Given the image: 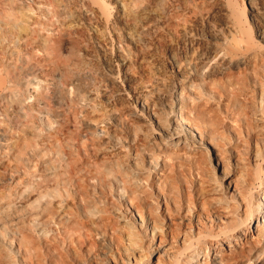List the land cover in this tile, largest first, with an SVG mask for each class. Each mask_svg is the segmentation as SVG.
<instances>
[{"label":"bare ground","instance_id":"bare-ground-1","mask_svg":"<svg viewBox=\"0 0 264 264\" xmlns=\"http://www.w3.org/2000/svg\"><path fill=\"white\" fill-rule=\"evenodd\" d=\"M101 60L108 65L107 72H100L97 68V63ZM97 76H100L99 85ZM121 76L125 84L121 82ZM65 88H72L74 91V96L72 94L73 97L70 96L71 99L67 101L65 94L69 89L67 91ZM198 88L218 96L225 106L228 105V98L229 102L234 99L231 96H235L237 100L238 96L241 99L243 96L253 105L255 102L252 98L260 94L261 103L264 99V0H0V229L10 227L7 230L9 234L6 232L2 235L8 234L7 238H3L19 253L17 256L20 262L38 264L39 256H43L45 252L37 256V246L32 240L34 236L25 228L26 225H19L20 222L28 223L33 218L39 221L45 218L54 222L55 227L58 224L54 221L57 217L60 225L64 222L65 207L69 202L59 193L64 188L61 187L64 181L69 180L71 185V181L76 183L77 188L74 187L79 191L77 199L70 197L71 192L69 194L66 191L69 194L66 196L70 199L69 203L77 208L80 204L79 209L84 210L85 215V210L90 213L94 208V205L91 208V200L83 199V196L90 197L85 181L91 182L90 188L95 189L97 186L101 189L105 172L107 173L102 169L103 166L106 169L108 166L107 170L114 167L117 169L119 164H111L119 155L123 157L126 153L123 151V148L126 149L125 145L131 148L130 153L135 161L140 153L143 156L141 150L138 152L139 146L137 147L144 139L139 123L142 113L152 118L154 116L162 128V135L172 138L175 144L187 141L199 146L213 145L220 154L221 162L228 159L226 154H222L224 152L220 150L214 135L212 125L215 114L211 113V103L207 100V95L204 97ZM63 89L67 91L65 94ZM168 93L171 103L165 100ZM100 94L107 98V103L99 100ZM159 100L162 104L165 100L168 114L170 113V127L166 126L168 128L163 127L160 124L162 120L157 118L160 115V111H156ZM244 104L245 106H241L245 109L249 103ZM158 108L160 109L157 107V110ZM40 113L52 117L48 118L55 123L52 124L53 128L45 126L47 129L39 130ZM235 119L233 117V121ZM200 120L202 124L204 122L208 125H202ZM248 121L249 118L246 122ZM42 122L44 121L41 124ZM251 124L246 123L247 145L241 153L236 151L232 158L233 173L228 175L224 186L227 199L222 198L223 195L210 193L208 198L206 195L209 194L197 193V202L190 206L191 194L186 193L190 196L185 199L186 207L178 210L177 221L167 206V201L170 200L177 209L178 202L174 198L176 195H172L170 189L173 184H170V188V185L167 187L160 177V174L166 177L163 169L166 167L165 161L170 158L167 151L161 150L167 144L160 140L161 147L157 148H160L158 153L162 152L163 155L159 159L162 166L153 165V157H148L146 162L154 167L151 171L156 170L153 184L157 187L156 193L163 197L166 208L164 214L162 209L151 206L146 197H150L148 191L144 194L147 188L144 191L145 187L141 186L143 183L140 185L135 181L134 176L144 167L139 172L136 170V174L132 165L127 166V171L131 168L134 176L132 172H125V164L119 166H123L121 172H118L120 168L114 172L119 175L125 172L122 176L131 180H124L122 176L120 180L113 178L120 196H126L128 200L127 216L138 217L137 226L142 235L133 232L134 229H130L132 232L121 231L118 220L115 224L116 220H110L111 215L108 213L107 217H101V213L96 218H90L94 227L89 229L90 223L79 218V215L76 216L79 211L76 215L70 211L74 214L71 216L68 209L66 212L70 217L68 214L66 216L70 218L74 229L68 224L69 218L66 219L68 223L64 222L68 224L65 225L66 230L62 229L63 225L61 229L68 231V226L72 227L76 230L74 234L78 233L76 236H81L79 230L85 232V238L74 236L79 247L94 246H91L92 240L101 234V240L106 237L112 244H102L109 251L113 246L117 252L120 249L126 251L127 248L135 251L136 256H133L134 253L128 256V252L124 251L127 260L125 263L122 260L123 264H142L149 260L152 250L157 254L153 264H247L256 260L259 254L264 255V152L259 148ZM146 133L148 132H144V135ZM249 139L254 140V147L249 145ZM46 152L48 156H44ZM54 158L58 160L61 171ZM98 159L102 160L101 164ZM34 160H37V169L33 167L36 162ZM155 161L159 163L157 159ZM251 161L254 166L249 171L248 164ZM137 163L133 162L138 166ZM87 165H94V170L91 172L92 168L86 169ZM223 168L225 170L229 167ZM62 172L66 177H60ZM149 172L147 174L151 173ZM142 174L141 172L142 177L147 175ZM131 177L135 178L134 183ZM126 181L143 187L142 195L147 199H143L140 192L141 199L138 189H132L131 184H126ZM254 183L259 185L257 192H253L255 189L252 191ZM111 185L106 184L105 188ZM92 189L90 192L94 191ZM102 189L100 192L104 193L106 190ZM42 196L45 198L39 203L40 209L31 210L32 199H42ZM161 210L162 214L159 213ZM92 215L96 216L94 213ZM59 216L64 219L60 218L61 221ZM60 225L58 224L59 227ZM30 226L28 225V229L32 228ZM42 227L45 228L43 225ZM37 228L35 227L36 230ZM44 228H41L42 232ZM35 231H32L33 234L37 232ZM49 231L51 233V229ZM72 231H68L69 237H61V233L58 237L72 240ZM54 232L57 233L55 230ZM54 234L50 235L51 239L56 237L57 234ZM64 234L66 235L65 232ZM143 235L146 241L144 237L141 238ZM102 241L105 243L104 239ZM95 242H98L97 239ZM48 243L46 244L49 246ZM70 246L66 247L68 253L74 247ZM40 247L41 251L43 247ZM62 248L58 254L60 256L62 253L67 258ZM75 248V254L79 253L80 251L76 252L78 248ZM90 249L88 248V254L91 258L95 254L93 252L91 256L94 250ZM1 251L0 264H5V255ZM3 252L5 254V250ZM9 255L6 258H11ZM66 258L62 259L63 263L60 259L58 262L64 264ZM97 260L100 259H95L92 264H101ZM256 261V264H264V256Z\"/></svg>","mask_w":264,"mask_h":264},{"label":"rangeland","instance_id":"rangeland-1","mask_svg":"<svg viewBox=\"0 0 264 264\" xmlns=\"http://www.w3.org/2000/svg\"><path fill=\"white\" fill-rule=\"evenodd\" d=\"M101 62V63H100ZM97 68L99 69V70H101L100 72H103V70H104V72L106 71H108V65L107 64H105V62L103 61V60H101V61H99L98 63H97ZM103 68V69H102ZM98 69H97V73H99L98 72ZM106 69V70H105ZM166 71H167V66H166ZM167 73H169V68H168V71H167ZM97 75H99V74H97ZM100 77V76H99ZM98 76H97V85H99V80L100 79H98L99 78ZM121 82L123 83V84H125V81L124 80H122V76H121ZM62 86H60V88H61ZM67 91H68V89L67 88H65ZM64 91V89H63V92H64V94L67 92V91ZM71 90H72V92H71ZM198 90H199V88H198ZM202 89L200 88V93L201 92H203L202 93V95L204 96V97H206V95H207V100L208 101H210L209 103H211L210 105L212 106V108L213 109H211L212 110V112L211 113H213V114H215V115H213V117H214V120H213V122H214V124L212 125V128H214L213 130H215V133H214V135L216 136V140L219 142V147H220V150L222 149V152H224V153H222L223 155H225L226 154V157H229L228 159H224L223 160V162H221V159H220V154H218V150L213 146V145H204V146H199V145H197V144H191L190 142L189 143H187V141H183V142H181V143H177L176 142V144H175V142H172V138H170V137H167V136H163L162 135V128L160 127V125L158 124V122H157V120H156V118L153 116V118L152 117H150V115L148 116L147 114H145V113H142V115L140 116V126H142L141 127V129L143 130L142 132H143V135L142 136H144V139L146 140L147 139V141H144V139L142 138V140H143V143H141L142 142V140L139 142L140 144L138 145L137 144V147L139 148H137L138 149V152L141 150V152H142V155L143 156H141V153H140V157L142 158V160H141V158L138 156V159H139V161L141 162V163H139V161H138V159H136V161L140 164H138L137 163V165L138 166H136V165H134L133 164V162H136L135 161V158L133 159V156H132V153H130L132 150H131V148L128 146V145H125L124 147H126V149H128L127 151H126V149H124L123 148V151L124 152H126V153H129V154H126V153H124L123 154V157H122V155H119L120 157H115L117 160L115 161L114 159V162H118L119 161V163H114V162H112V164H111V166H117V164H119V166L122 164H125V165H123V166H126V170H125V172H132V170H134L133 172H136V170L139 172V170H141L142 169V167H144L143 169H145V170H141V172L143 173L142 175H145V174H147V172L148 171H150L149 173L150 174H147V175H145L146 176V178L144 179V177H142L141 175H140V173L141 172H136V174H137V176H134L135 175V173H133L132 172V176H134L135 178H132L131 177V179H133V181H132V183H134V179H135V181L136 182H138V183H140V185H141V183H143L141 186H143V187H145L144 188V191H145V189H146V191L144 192L142 189H143V187H140V185L138 186V183H136L137 184V187H136V184H134V185H132V183L130 182H127V181H131V180H129L130 178H128V180H127V178H125V177H127V176H125V177H123L122 175L123 174H125V172L122 174V175H119L118 173L115 175L114 174V172L118 169V168H120L119 166L117 167V169H116V167H110V168H113V169H110V170H107L108 169V166H107V169L103 166V168H102V166H100V168H102L104 171H107V173L105 172V177H104V182L102 183L103 185L101 186V189H102V187L104 186V190H106V191H104V193H103V191L102 192H100V190L101 189H98L97 188V186H95V189H92V188H90L91 186H90V181L89 180H87V181H85V185L88 187V189H87V193H89L88 195L90 196V197H86V196H83V199L84 198H86V199H84V200H87V201H89V200H91V208L93 207V205H94V208H92V210H91V208H90V213H91V215H90V213H88L87 212V210H85L86 211V213H85V215H84V210H82V209H79V208H81L80 207V204H79V206H78V208L76 207V206H74L72 203H69L70 202V199L68 198V196H66V195H69L70 194V192H71V194H70V197L72 196V197H76V199H77V195H79V191H78V189L76 190L75 189V187L74 186H76V188H77V185H76V183L75 182H73V181H71L73 184V187H74V190H73V187H72V185L68 182V181H64V184H63V186H62V184H61V187H64L63 189L65 190V192L67 191V192H69V194L66 192V194H65V192H64V190L63 189H60V190H62V191H60L59 190V193H61L62 194V197H64L66 200H68L69 202H68V204H67V207H65V210L67 211V209H68V213H74L75 215L77 214V212H78V214L76 215V216H78L79 218H81V219H83L84 221H88L89 223H90V225L91 226H89L88 224L89 223H87V222H85V224H87L88 226H89V229L90 228H92V227H94V224L91 222V220H90V218H96V217H98L99 216V214H101V215H103V216H101V217H105L106 216V214L108 213L109 215H111V217L109 216V219L111 220L112 219V221H114V220H116L114 223L115 224H117L118 222H119V225H120V227H119V225H118V228H121L120 230L121 231H130V232H137V234L139 235H142L141 234V232L139 233V227L137 226V224H138V217H136V215H135V217L133 216V217H128L127 216V214H126V204H128V200L126 199V196H120V192H118L117 190H116V184H115V182H114V180H113V178H119L118 180H120V176H122L123 177V179L125 178L127 181H126V184H131V186H132V189L134 188V190L136 189H138L137 190V192H138V195H139V197L141 198V196H142V198L143 199H147V198H149V201H150V204H151V206L153 207V208H159V209H162L163 210V214H164V212L166 211V208H165V203H164V201H163V197L162 196H160V194H158V193H156L157 192V187L153 184L154 183V181H155V171H154V169L151 171V169L152 168H154L153 166H152V164L153 165H157V166H162V163L159 161V159H161V157L163 156L162 155V152L161 153H158V152H160V148L158 149L157 147L158 146H160L161 145V143H160V140H163V141H165V143L167 144V146H165V147H161V150H163V151H167L166 153L167 154H169V157L170 158H167V160L165 161V165L164 166H166V167H164L165 169H163V171H164V173H165V175L164 176H166V177H162V175L163 174H160V177H161V181L163 182V183H165V185L168 187L170 184H173L174 185V187H173V185H172V187H173V189H174V192H173V189H172V187H171V185L169 186V188L171 189V191H172V195L174 194V195H176V196H174V198H175V201L176 202H178L177 203V205H176V207H177V209L176 208H174V205L171 203V201L170 200H168L167 201V206H169L170 208H169V210L171 211V213H173V216H175V218H177V217H179V212H178V210H182V209H184L185 207H186V205H187V203L185 202L186 200V198H188L189 196H190V194H191V201H190V198H189V205L191 206L192 204H195L196 202H197V193H204V194H209V195H206L207 197L208 196H210V193H212V194H215L216 196L218 195V196H222V198H224V199H227L225 196H226V194H225V192H224V186L226 185V178L228 177V175L229 174H232L233 173V168H234V160L232 159L233 158V156L234 155H236L235 153H236V151H238V152H242L243 151V149L245 148V146L247 145V143H246V139L245 138H247V134H246V123H248V124H251V123H249V121L251 120L252 121V128H254L253 129V134L255 135V138L257 139V141L259 142V148H260V150L262 151V152H264V104L262 105V103H264L263 101H264V99H262L261 100V103H259V101H260V94H258V95H256V97L255 98H252V99H254L253 101L255 102V104H253V105H255V106H253L252 104H250V102H248L247 101V99H245L243 96H242V98L243 99H241L240 98V96H238L237 98H238V100L237 99H235L236 97L235 96H231V99L232 98H234V99H232L230 102L231 103H233V100H234V105L233 104H230V102L228 101V100H230V98H228L227 99V101H226V103L228 104V105H231V106H225V105H223L224 103H222L220 100H219V97L218 96H214V95H212L210 92L208 93V92H205V91H201ZM264 90V89H263ZM198 91V92H199ZM70 92V93H69ZM69 92H67L65 95L67 96V95H69V98H68V96L66 97L65 96V101H67V100H69V99H71V97H73L74 96V91H73V89L71 88V89H69ZM171 91H169V93H170ZM205 92V93H204ZM169 93H168V95H169ZM257 93H258V91H257ZM72 94H73V96H72ZM209 94H211V95H209ZM71 96V97H70ZM102 95L100 94L99 95V100L100 101H102L103 103L105 102V103H107L108 102V100H107V98H105V97H101ZM168 98L167 99H165L167 102H169V103H171L172 102V100H170V95L169 96H167ZM172 97V96H171ZM200 97H201V94H200ZM67 98V99H66ZM205 99V98H204ZM165 100H163V104H162V101L161 100H159V104H157V105H159V106H157V107H160V109L158 108V110H157V107H156V111L157 112H159L158 114H160V115H158V117L157 118H159V120H162V121H160V124L163 126V127H165V128H168V127H170V119H171V117H168V116H170V113L168 114V107L166 106V103H165ZM244 100V101H243ZM129 101H130V99H129ZM243 101V102H242ZM247 101V102H246ZM222 104H221V103ZM244 102L246 103V104H250V106H249V104H248V106L246 105V107H245V109H244V107L243 106H245V104H244ZM254 102H252V103H254ZM225 103V104H226ZM241 104L243 105V106H241ZM260 104H261V106H260ZM170 105V104H169ZM223 105V106H222ZM252 105V106H251ZM256 105H257V107H256ZM164 106V107H163ZM233 106V107H232ZM261 108H260V107ZM263 106V107H262ZM228 107H230V108H228ZM250 107H252L253 109H251ZM163 108V109H162ZM165 108V109H164ZM225 108H227V109H225ZM248 108V109H247ZM263 108V109H262ZM250 109V110H249ZM246 110V111H245ZM248 110V111H247ZM166 111H167V113H166ZM214 111V112H213ZM233 113H232V112ZM245 111V112H244ZM247 112V113H246ZM244 113H246V115H244ZM41 114V113H40ZM39 114V115H40ZM45 114L46 113H42L41 115H44V116H41L40 115V118H39V116H38V119H40V120H38V122H40V126H41V128L39 127V130L41 129V130H44L46 127L49 129V128H53L52 127V124L54 123V122H52L53 120L52 119H49V118H52L50 115L48 116V115H46L45 116ZM231 114H233V115H231ZM248 114V115H247ZM42 117V118H41ZM49 117V118H48ZM162 119H161V118ZM233 117H234V121H233ZM246 117V118H245ZM247 118H249V121L248 122H246L247 121ZM260 118H262V119H260ZM50 120H52V121H50ZM169 120V121H168ZM246 120V121H245ZM41 121H44V122H42L43 124H41ZM250 121V122H251ZM199 122H201V124H202V121L200 120ZM47 123V124H46ZM46 124V125H45ZM203 124H205L204 122H203ZM202 124V125H203ZM44 125V126H43ZM51 125V126H50ZM54 125H55V123H54ZM205 125H208L207 123L205 124ZM254 125V126H253ZM46 126V127H45ZM49 126V127H48ZM166 126H168V127H166ZM214 126V127H213ZM46 128V129H47ZM255 130V131H254ZM144 132H148V133H146L147 134V136H146V134L144 135ZM149 134V135H148ZM146 137V138H145ZM249 142V145H251L252 147H254V140H252V139H249L248 140ZM141 144H144V145H146V147L144 146V145H141ZM168 144H169V146H168ZM140 146H142L143 148H141ZM141 148V149H140ZM145 148H147V150H145ZM164 148V149H163ZM167 148V149H166ZM143 149V150H142ZM159 151H158V150ZM131 150V151H130ZM144 151H146L147 153H145ZM151 151V152H150ZM47 153V152H46ZM45 153V154H46ZM144 153V154H143ZM153 153V154H152ZM150 154V155H149ZM161 154V155H160ZM165 154V153H164ZM49 154L47 153L46 155H44V156H48ZM149 155V156H148ZM154 155V156H153ZM158 155H160V156H158ZM82 156V155H81ZM124 156H126L125 158L127 159H124ZM78 157H80V155L78 156ZM145 157V158H144ZM151 158V157H153L154 159H152L151 158V160H153V163L151 164V166L149 165V164H147V162H146V159L147 158ZM81 158V157H80ZM158 160V164H157V161H155L156 159ZM92 159V158H91ZM90 159V161L92 162H90L91 164H93V161ZM119 159V160H118ZM120 159H121V163H120ZM132 159V160H131ZM54 160V162H55V164H56V166H57V168L58 167H60V165H59V162H58V160H56L55 158L53 159ZM124 160H125V162H127V163H125L124 162ZM131 160V161H130ZM144 160V161H143ZM34 161H36L35 162V164H34V162H33V164L35 165H33V167H36V169L38 168V164H37V160H34ZM98 161H99V164H101V162H102V160L101 159H98ZM101 161V162H100ZM130 161V162H129ZM155 161V162H154ZM129 162V163H128ZM142 162H143V164H142ZM245 163H247L246 162V160L244 161ZM263 162V161H262ZM261 162V163H262ZM98 163H97V165H99ZM114 164V165H113ZM116 164V165H115ZM126 164H129V165H126ZM132 165V166H131ZM144 165V166H143ZM247 165V164H246ZM122 166V167H123ZM127 166L128 167H130L131 166V168H132V170H131V168H128V169H130V170H128L127 171ZM135 166V167H134ZM141 166V167H140ZM147 166H148V169H147ZM248 166H249V171L253 168L252 166H254V163L251 161L250 162V164H248ZM32 167V168H33ZM86 167V169H91L92 168V170H91V172L94 170V165H91V166H89L88 167V165L87 166H85ZM121 167V168H122ZM139 167V168H138ZM146 167V168H145ZM223 167H229L228 169H225L224 170V168ZM119 169L118 170V172H121L122 171V169ZM137 168V169H136ZM141 168V169H140ZM251 168V169H250ZM59 169V171H61L60 170V168H58ZM112 170H114V171H112ZM123 170V171H124ZM148 170V171H147ZM255 170V169H254ZM145 171H146V173H145ZM228 171V173H226ZM109 172H111V174H109ZM117 172V171H116ZM152 172H154V173H152ZM63 173V172H62ZM62 173L60 174L61 176L60 177H66L65 175H64V173H63V175H62ZM113 173V174H112ZM163 173V172H162ZM253 173L254 174H256L255 173V171H253ZM121 174V173H120ZM126 174H128V173H126ZM154 174V175H153ZM258 174V173H257ZM109 175V176H108ZM115 175V176H114ZM159 175V174H158ZM110 176H111V178H110ZM113 176V177H112ZM117 176V177H116ZM141 176V177H140ZM150 176V177H149ZM63 177V178H64ZM129 177H130V175H129ZM138 177V178H137ZM141 178V180H140V178ZM148 177V178H147ZM153 177V178H152ZM143 178V179H142ZM155 178V179H154ZM163 178V179H162ZM164 178H166V181H165V179ZM112 179V180H111ZM122 179V178H121ZM124 179V180H125ZM139 181H138V180ZM147 179V180H146ZM152 179H154V180H152ZM92 180V179H91ZM105 180L107 181V182H109V183H107V182H105ZM143 180V181H142ZM146 180V181H145ZM112 181V182H111ZM142 181V182H141ZM165 181V182H164ZM87 182V183H86ZM111 182V183H110ZM125 182V181H124ZM144 182H146V183H144ZM171 182V183H170ZM67 183H68V185H70L69 187H66V186H68L67 185ZM92 183H94V182H92ZM112 184L111 185V187L109 186V188H108V186H106V188H105V185L106 184ZM162 183V184H163ZM167 183H168V185H167ZM66 184V185H65ZM105 184V185H104ZM147 184V185H146ZM255 185L253 186L252 185V191H253V189H255L253 192H257L258 190H259V185H257V183H254ZM89 185V186H88ZM85 186V187H86ZM72 187V188H71ZM90 188V189H89ZM67 189V190H66ZM71 189V190H70ZM94 190L96 193H93L92 194V192H94V191H92V192H90V190ZM102 189V190H103ZM142 190V191H139V190ZM189 189V190H188ZM258 189V190H257ZM76 190V191H75ZM188 190V191H187ZM215 190V191H214ZM74 191H75V194H74V196H73V194L72 193H74ZM89 191V192H88ZM111 191V192H110ZM148 191V192H147ZM212 191H214V192H212ZM54 192H56L55 190H54ZM137 192H135L134 191V193L137 195ZM140 192H142V193H140ZM143 192H144V194L147 192V193H149V196L150 197H148L147 195H146V197L147 198H145V197H143L144 195H142L143 194ZM205 192H207V193H205ZM57 193V192H56ZM64 193V194H63ZM102 195H101V194ZM106 193V194H105ZM141 194V196H140V194ZM146 193V194H147ZM186 193H190V194H186ZM93 195V196H91V195ZM99 194V195H98ZM63 195H65V196H63ZM87 195V196H88ZM99 196V198L97 197V196ZM107 197H106V196ZM158 195H159V197H158ZM214 195V196H215ZM100 196L102 197V198H100ZM186 196V197H185ZM71 197V198H72ZM94 197H96V199L98 200H96V199H94ZM104 197V198H103ZM121 197V198H120ZM43 198H45V196H42V199H41V197H35V199H37V200H35V199H32V202L33 203H31L30 205L33 207H31L30 208V205H29V208L31 209V210H36V208H37V210H39L40 209V207H41V204H39L40 202H43ZM68 198V199H67ZM90 198V199H89ZM107 198V199H106ZM141 198V199H142ZM209 198V197H208ZM101 199V200H100ZM223 199V200H224ZM34 200H35V202L36 201H38V203L37 204H35V202H34ZM41 200V201H40ZM93 200H95L94 202H93ZM107 200V201H106ZM178 200V201H177ZM193 200V201H192ZM149 201H147V202H149ZM153 201V202H152ZM92 202H93V204H92ZM193 202V203H192ZM33 204V205H32ZM70 205V206H69ZM97 206V208H95ZM181 206V207H180ZM72 207V208H71ZM100 207H101V209H100ZM105 207V208H104ZM39 208V209H38ZM69 208H71V210L69 209ZM76 208V209H75ZM99 208V209H98ZM165 210H164V209ZM75 209V210H74ZM73 210V211H72ZM77 210V211H76ZM82 212H81V211ZM96 210V211H95ZM98 210V211H97ZM105 210V211H104ZM162 210L159 212L160 214H162ZM65 211V219L64 218H62L61 216H59V219L61 218V219H64V222L65 223H68L67 221H66V219L67 218H69L70 217V215L72 216V215H74V214H68L67 212ZM71 211V212H70ZM93 211H95V212H93ZM80 212H81V215L83 216H81L80 215ZM99 212V213H98ZM92 213H94V215H96V216H93L92 215ZM112 213V214H111ZM176 213V214H175ZM68 214V215H67ZM105 214V215H104ZM107 214V215H108ZM158 214V213H157ZM159 214V215H160ZM166 214V213H165ZM62 215V216H63ZM69 216V217H67V216ZM86 215H88V218H87V216ZM113 215V216H112ZM176 215H177V217H176ZM86 216V217H85ZM107 217V216H106ZM124 217V218H123ZM160 217V216H159ZM87 218V219H86ZM114 218V219H113ZM116 218V219H115ZM137 219V221L135 220V219ZM36 218H33V220H30L28 223H30V224H28L27 223V221L24 223V222H20L19 223V225H26L25 226V228L29 231V232H31L32 233V235L34 236V238L32 239L33 240V242H34V245L35 246H37L36 247V253L38 254L37 256H39V255H42L43 253L42 252H44V257L46 258V259H44V257L43 256H39V258H38V264H60L63 260V258H64V260H65V258H66V256L63 254L62 255V253L60 254V256L62 255V256H65V257H60L59 256V249H61L62 247L61 246H63V247H65V248H62L65 252H66V255H67V258H66V261H65V263L64 264H70L71 262V264H92V262H94L95 261V259H100V260H97V261H100L101 262V264H123L121 261L123 260V262L125 263L126 262V260H127V254H128V256H130V253H134L133 254V256H136V252L135 251H132L131 249H129L128 250V248H127V250L125 251V250H122V249H120L119 250V252H117V250L114 248V246H113V248L111 249V251H109L108 249H106V248H104V245L106 244V245H110L111 244V242H110V240L108 239V238H102V240L104 239L105 240V243H104V241H102L101 240V234H99V233H97V234H99L95 239H93V238H91V239H93L92 240V244H91V246L92 245H94V246H92V247H88L89 249L90 248H92V249H90V250H94V251H92L91 252V256H92V253L93 254H95V256L94 257H96V258H94L93 256L90 258V256H89V254H88V248L87 247H84V246H78V244L77 243H75V238L76 237H84L85 238V232H83L82 230H79L80 232L82 231V233H80L79 232V234L81 235V236H79V235H75V234H78V233H75L74 234V232L76 231V230H73L74 229V227H73V225H72V223H70L71 221H70V218L68 219V221H69V226H70V224L72 225V227H73V229H72V227H70L69 228V226H68V228H67V230L69 231L70 229H71V233L72 234H74L73 235V239H72V235H71V238L70 239H72V240H68V238L66 239V238H62L61 239V237H67V235H68V237L70 236L69 234H70V232H69V234H67L68 233V231H65L66 230V228L65 227H67V226H65V225H68V224H65L61 219V225H63V227H62V229L64 228L65 230H62L61 229V225H60V221L59 222H57L58 221V217L54 220L56 223H58L59 225H60V227L58 226V224H57V226L55 227L54 225H53V223L54 222H49L48 221V219L46 220L45 218H43L42 220L40 219V221L38 220V219H36ZM44 219L46 220V222H44ZM126 220V221H122V220ZM178 219L179 218H177L176 220L178 221ZM35 220V221H34ZM90 220V221H89ZM117 220H118V222H117ZM135 220V221H134ZM48 221V222H47ZM124 222V223H123ZM21 223H24V224H21ZM27 223V224H26ZM92 223V224H91ZM38 224V225H37ZM45 224V225H44ZM47 224H49L48 226H46ZM50 224H52L51 226H50ZM28 225L30 226V227H32L31 229L29 228L28 229ZM39 225H41V227H39ZM42 225L43 226H45V228L44 227H42ZM93 225V226H92ZM126 227H125V226ZM49 226H50V229H51V233L52 234H54L55 232H54V230L57 232V233H55V234H57L56 235V237L55 236H53V239H51V237L52 236H50V235H52L51 233H49L50 231V229L49 230H47L48 228H49ZM8 227V226H7ZM35 227L37 228V227H39V228H37L38 230H36L35 229ZM55 227V228H54ZM124 227H125V229H124ZM44 228V230H43V232H42V229ZM53 228V229H52ZM56 228H58V231L56 230ZM4 229V228H3ZM3 229H0V231H3V232H1L0 234V236H2V237H0V243H1V245H0V251H1V254L4 256L3 258H5V259H3V260H6V261H4V263L5 264H8L7 263V260L8 259H11L10 261H11V264H22L21 262H20V258H18V256L17 255H19V253L15 250V249H13V247H11V246H9V244H8V242L6 243V241H7V239H5L4 240V238H7V236H8V234H9V230H10V227H8V229H6V227H5V230H3ZM38 232H36L35 230ZM127 229V230H126ZM130 229H134V230H130ZM8 230V231H7ZM31 230V231H30ZM40 230V231H39ZM46 230V231H45ZM60 230V231H59ZM61 230H62V232H61ZM138 230V231H137ZM5 231V232H4ZM32 231H35L36 233H34L33 234V232ZM45 231V232H44ZM49 231V232H48ZM53 231V232H52ZM128 231V232H129ZM8 233V234H3L2 235V233ZM46 232H47V235H46ZM58 232H59V235H58ZM64 232L66 233V235L64 234ZM77 232H78V230H77ZM39 233H43L42 235L41 234H39ZM60 233H61V237H58V236H60ZM36 234H37V237H35L36 236ZM54 234V235H55ZM150 235V234H149ZM3 236H4V238H3ZM44 236H45V238L48 236V237H50V238H46V239H48V240H46L45 238H44ZM74 236H75V238H74ZM38 237L40 238V239H38ZM41 237H43L42 239H41ZM92 237H95L94 235L92 236ZM144 237V240L146 241V237L143 235L141 238H143ZM205 237V236H204ZM203 237V238H204ZM208 237V235L206 236V238ZM36 238L38 239V240H36ZM61 239L60 240V242H59V239ZM84 238H82V239H84ZM35 239V240H34ZM44 239H45V242H43L44 241ZM58 241H57V240ZM96 239H97V241L98 242H95L96 241ZM3 240V241H2ZM42 240V244L40 243V241ZM52 240V242L51 243H53L52 245L57 249V251H54V250H56L53 246H51V243H50V241ZM56 240V241H55ZM68 240V241H67ZM74 240V241H73ZM95 240V241H94ZM39 241V242H38ZM50 243H48V242ZM68 242V244L66 243V242ZM71 241H73V245H74V247H73V249L75 248V247H77L78 248V251H76V252H79V253H76L75 254V251L74 250H76V248L73 250L71 247L73 246L72 244H71ZM95 243H94V242ZM100 241H102V242H100ZM37 242V243H36ZM57 242V243H56ZM58 242H59V244L61 243V245H59L58 244ZM64 242H65V244H64ZM3 243V244H2ZM40 243V244H39ZM43 243H45V244H43ZM46 243H48L49 244V246L46 244ZM55 243V244H54ZM70 243V244H69ZM123 243H125V241L123 242ZM60 246H58V245ZM98 246H97V245ZM100 244V245H99ZM102 244H104L103 246H102ZM44 246L42 249H41V251H40V246ZM55 245H57L58 247H59V249L57 248V246H55ZM65 245V246H64ZM67 245H71L70 246V248H71V252H69L68 253V250H66V247H67ZM112 245V244H111ZM224 246H226V244H223ZM1 246H2V248H1ZM86 246H88V245H86ZM96 246V247H95ZM3 247H4V249H3ZM94 247V248H93ZM48 248V249H47ZM52 248V249H51ZM54 248V249H53ZM53 250V251H51V250ZM97 249V250H96ZM3 250H5V254H4V252H3ZM63 250H61V252H63ZM7 251V252H6ZM107 251H109V253L107 252ZM128 252L127 254L125 253V252ZM16 252V253H15ZM50 252V253H49ZM55 252V253H54ZM57 252V253H56ZM65 252H63V253H65ZM97 252V253H96ZM148 252V251H147ZM146 251H144V253H147ZM6 253H7V255H6ZM41 253V254H40ZM54 253V254H53ZM8 254H10L9 256H11V258L10 257H7L6 258V256H8ZM47 254V255H46ZM56 254H58V255H56ZM71 254H72V256H71ZM81 256H80V255ZM97 254V255H96ZM120 254V255H119ZM147 254H149V253H147ZM264 254V253H263ZM122 255V256H121ZM261 255V256H260ZM56 256V257H55ZM264 255H262V254H259V256L256 258V260H260L262 257H263ZM50 257V258H49ZM61 259H60V258ZM121 257V258H120ZM149 260L148 261H144L142 264H147V262H149L148 264H153L154 262H156V259H157V254L155 253V251L154 250H152V254H151V256L149 255ZM14 258H16V260L14 259ZM18 258V259H17ZM43 258V259H42ZM55 258V259H54ZM93 258V259H92ZM60 259V263L58 262V260ZM12 260H14L13 262H12ZM43 262H41V261ZM55 260H57L56 262H55ZM256 260H251L250 262H248L247 264H256ZM10 261L8 260V262H9V264H10ZM16 261V262H15ZM70 261V262H69ZM54 262V263H53ZM63 263V262H62ZM61 263V264H62Z\"/></svg>","mask_w":264,"mask_h":264}]
</instances>
